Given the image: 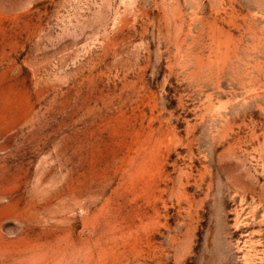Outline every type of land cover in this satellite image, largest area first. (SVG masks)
Listing matches in <instances>:
<instances>
[{
  "label": "rangeland",
  "instance_id": "1",
  "mask_svg": "<svg viewBox=\"0 0 264 264\" xmlns=\"http://www.w3.org/2000/svg\"><path fill=\"white\" fill-rule=\"evenodd\" d=\"M0 264H264V0H0Z\"/></svg>",
  "mask_w": 264,
  "mask_h": 264
}]
</instances>
